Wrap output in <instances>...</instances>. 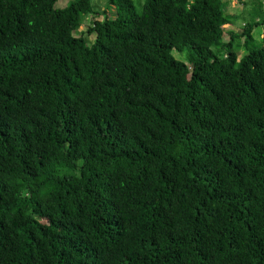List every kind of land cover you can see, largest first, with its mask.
<instances>
[{
  "label": "trees",
  "instance_id": "trees-1",
  "mask_svg": "<svg viewBox=\"0 0 264 264\" xmlns=\"http://www.w3.org/2000/svg\"><path fill=\"white\" fill-rule=\"evenodd\" d=\"M59 1L0 0V264H264L259 0Z\"/></svg>",
  "mask_w": 264,
  "mask_h": 264
},
{
  "label": "rangeland",
  "instance_id": "rangeland-1",
  "mask_svg": "<svg viewBox=\"0 0 264 264\" xmlns=\"http://www.w3.org/2000/svg\"><path fill=\"white\" fill-rule=\"evenodd\" d=\"M74 0H60L57 4L56 7L59 9H65L66 7L69 6ZM230 3L228 7V14H230L231 9H232V14H234L238 19L231 25L230 28H227V35L224 37V42L228 41L229 39V30L230 32L238 33L240 34V30L243 29L246 23L251 21L252 19V13L255 10V7H257V2L256 0H226ZM94 9L96 11H103L107 8L108 0H92ZM260 6H259V11H260V16L257 21L260 19H264V0H259ZM136 9L138 12L141 11V3L138 1L136 3ZM114 11V10H113ZM115 11L112 12V16H114ZM230 14V15H232ZM91 27L90 21L88 20L83 27L76 33L77 35L81 33H86V31ZM264 33V24H260L259 27L254 28V45L256 47H260L262 45V35ZM89 43L93 42L92 37L87 36ZM243 41L242 39H238L235 43L234 49L236 50V47L239 50V59L243 57L246 54V51L243 48ZM239 45L240 48L237 46ZM224 52H219V55L222 57L224 56ZM174 56L176 57L177 60L183 61L185 63H189L190 60V50L186 48L184 52L178 53L174 52Z\"/></svg>",
  "mask_w": 264,
  "mask_h": 264
},
{
  "label": "crops",
  "instance_id": "crops-1",
  "mask_svg": "<svg viewBox=\"0 0 264 264\" xmlns=\"http://www.w3.org/2000/svg\"><path fill=\"white\" fill-rule=\"evenodd\" d=\"M232 12H233V11H232V9H231V12H230V14H232ZM232 15H233V16H235L234 14H232Z\"/></svg>",
  "mask_w": 264,
  "mask_h": 264
}]
</instances>
